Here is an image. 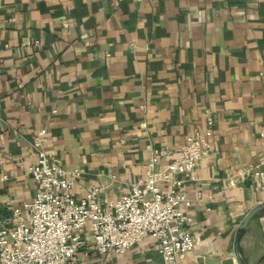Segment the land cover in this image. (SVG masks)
Listing matches in <instances>:
<instances>
[{"label":"crops","instance_id":"0c3cea01","mask_svg":"<svg viewBox=\"0 0 264 264\" xmlns=\"http://www.w3.org/2000/svg\"><path fill=\"white\" fill-rule=\"evenodd\" d=\"M210 126L211 153L184 187L198 242L182 264H240V226L264 203L253 175L230 183L264 158V0H0V227L37 193L43 127L45 148L81 171L76 195L98 185L113 200L155 152ZM84 235L68 264H166L150 235L124 254ZM239 249L264 264V209Z\"/></svg>","mask_w":264,"mask_h":264},{"label":"built area","instance_id":"2783aa9c","mask_svg":"<svg viewBox=\"0 0 264 264\" xmlns=\"http://www.w3.org/2000/svg\"><path fill=\"white\" fill-rule=\"evenodd\" d=\"M210 124L212 120L210 119ZM47 128H41L35 145L38 159L29 169L38 183L34 199L15 209L16 222L0 227V264H68L86 246L85 231L93 235V248L101 253H126L144 236L156 240L166 264H182L197 246L184 206L191 200L184 191L211 153L210 126L188 134L175 150L161 149L146 164V177L132 183L131 191L104 199L95 185L78 197L74 191L81 171L70 170L44 146ZM170 155L163 167L161 159ZM253 175L264 190V158L240 168L230 178L236 184Z\"/></svg>","mask_w":264,"mask_h":264},{"label":"water","instance_id":"95a60500","mask_svg":"<svg viewBox=\"0 0 264 264\" xmlns=\"http://www.w3.org/2000/svg\"><path fill=\"white\" fill-rule=\"evenodd\" d=\"M262 209H264V203L254 207L253 209H251L248 214L246 215V217L244 218L240 229H239V237L244 233V231L246 230L249 221L258 213L260 212ZM239 237L237 239V247H236V256L238 258V261L240 262V264H246L245 260L243 259L240 249H239Z\"/></svg>","mask_w":264,"mask_h":264}]
</instances>
